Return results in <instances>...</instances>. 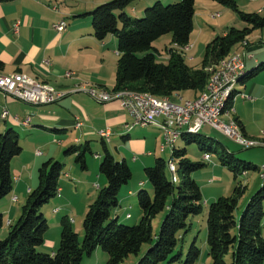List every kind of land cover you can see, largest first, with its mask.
Segmentation results:
<instances>
[{
  "label": "trees",
  "instance_id": "1",
  "mask_svg": "<svg viewBox=\"0 0 264 264\" xmlns=\"http://www.w3.org/2000/svg\"><path fill=\"white\" fill-rule=\"evenodd\" d=\"M8 1L0 0V3ZM136 1L110 0L88 13L93 36L98 41L105 40L109 35L117 41L115 87L110 92L113 94L147 93L172 101V98L175 100L183 92L191 91L198 94L196 99L205 92L209 79L220 65L233 54V48L236 45L244 46L252 32L264 28V17L240 12L234 0H212L230 7L247 27L241 30L229 28L225 34L213 38L205 47L200 68L193 69L185 63L183 49L189 45L193 32L194 5L197 0H179L169 5L156 1L145 8L144 17L140 19L126 12ZM164 35H170L173 45L168 49L166 64L157 61V51L153 47V42ZM262 71L264 60L244 73L239 81L245 83ZM233 97L227 102V111L232 109ZM185 136L188 137L185 139ZM180 137L195 142L200 150H212L198 134L184 132ZM101 144L99 174L105 177L106 185L98 190L84 215L82 242H79L68 219L62 217L58 248L52 254L38 251L48 229L41 208L56 196L58 179L64 168L61 161L48 159L39 166L37 186L29 191L17 221L9 226L7 235L0 240V264H81L85 255L97 249L107 253L108 261L105 264H121L129 256L138 255L145 244L150 246L137 264H160L168 259L182 235L191 229L187 222L189 217L203 211L200 187L192 174L204 165L191 162L186 157L185 149H176L174 146L168 161L155 159L152 167L143 169L151 185L152 195L144 189L137 192L139 222L134 226H126L118 221L116 213L114 217L111 213L119 206L118 195L131 179V170L124 161H117L113 157L104 142ZM88 151L87 145L84 148L71 146L63 154L74 155V162L85 170V155ZM21 152L19 136L14 129L7 128L0 133V201L13 190L11 161ZM223 152L220 163L234 177L245 170H258L251 163L236 160L234 154L226 149ZM169 162L173 165V172L168 166ZM244 190V187L237 186L231 196L219 197L207 208L206 244L211 264H264V238L261 233L264 185L250 197L237 220L235 211ZM165 211L159 232L153 237L152 222ZM2 227L3 215L0 213V231ZM229 253L231 262L227 263L225 258ZM180 255L178 253L169 261L177 260ZM199 255L200 251L193 241L184 264H196Z\"/></svg>",
  "mask_w": 264,
  "mask_h": 264
},
{
  "label": "crops",
  "instance_id": "2",
  "mask_svg": "<svg viewBox=\"0 0 264 264\" xmlns=\"http://www.w3.org/2000/svg\"><path fill=\"white\" fill-rule=\"evenodd\" d=\"M75 1L76 3L70 0L73 5L64 8V10H60L59 6L57 7L58 0H10L0 3V76L7 78L14 74H23L40 84L46 85L64 94V96L55 103L35 106L5 96L0 91V121L2 122L0 129L3 130V132L7 128L14 129L18 133L19 143L21 139L19 130L24 133L25 140L30 138L44 139V142L36 145L42 146L45 153L41 154L40 151H36V156H39V159L34 158L31 162L26 161V163L22 161L23 163L19 172L21 175L20 178L13 177L11 172L15 183L12 192L15 190V194L22 195L23 193L27 197L31 188L28 186L26 188L28 183L24 181L25 178L28 176L29 180L32 179L36 169L38 170L39 166L46 160L53 159L61 161L65 168L66 163L67 165L69 164L67 160L72 157L74 158V155L65 156L63 152L71 146L81 147V138L86 139V143H88L90 139L95 137L93 134L94 132L109 129L111 133L109 139H101L99 137L100 142L106 144V141L109 143L113 137L116 138L120 136L121 141L114 142L118 145H122L123 143L126 144L125 141L130 139V135L138 128H133L129 132L124 130V125L130 123L132 119L127 111L120 106L118 100L98 103L86 93V91L88 93L90 91L113 92L118 59L117 41L112 35L107 36L103 41H98L93 36L91 18L88 15L97 5L105 3L108 0H88L82 2V4H79L77 0ZM154 1H160L161 3L169 1V3H175L179 0H139V2L137 1L130 5L126 9V12L131 17H138L143 13L145 8ZM234 1L239 3L240 0ZM258 1L264 2V0ZM70 2L69 4H71ZM204 4L210 3L204 0H197L195 2L194 19L196 16V8ZM262 13H264V10L258 8L257 14L261 15ZM61 20H64L67 26L63 32L57 33L53 30L52 25ZM15 25H17L16 31L14 30ZM253 33L254 32L246 38L245 45H239L240 49L236 50L237 52L245 53L244 73H247L259 62L264 60V35L262 36V33H260L257 37L252 39L251 35ZM258 36L262 37L258 38ZM258 39L260 42L251 44L252 40ZM185 56L186 54L184 57ZM239 56H241L240 53H233L227 60L237 59ZM248 83L249 86L245 85L243 92L234 89L232 105L237 95L242 96L243 99H246V95V103L255 104L261 99L264 100V71L259 72ZM238 84L244 85L246 82L242 83L240 80L236 85ZM257 87H259L260 95L255 96L254 91ZM112 95L117 94L112 93ZM197 96V93H193L194 99ZM179 99L184 98L181 95ZM3 111H7V116L4 118L1 116ZM27 118L29 119L27 125H22L21 123ZM76 118H78L82 124L79 128L75 127ZM227 118H231L234 121L236 120L238 122L237 124L240 126L241 135L248 140L254 141L248 136L247 129L235 112L233 117L230 112ZM155 123L157 125L162 124V119L157 118ZM157 125H151L153 127L154 136L159 135L158 131L162 130ZM144 128L140 127V129ZM73 130L76 131L77 136L73 137ZM164 139H167L165 132ZM175 140H173L172 143H176ZM121 142L123 143L121 144ZM161 147V153H165L169 147L168 159L163 158L168 161L171 157L172 145L166 142V145ZM110 153L117 161H124L131 167L125 156H120L119 154L115 155L111 151ZM101 155L98 156L97 161L99 158L101 160ZM152 157V152H147L145 154L133 155L131 160L133 163L139 164L138 169L141 171L142 167H151L148 165H151ZM137 158L140 161H138ZM157 158L162 157H155L154 162ZM15 160L17 159L11 161V166ZM39 161L42 162L38 166ZM75 165L79 168L76 163ZM134 166L136 167L137 165ZM69 167L72 174L67 175L65 173L64 178L70 179L71 177H75L74 179H76L80 185L96 189L97 192L100 188L104 187L105 181H101L99 171L98 173L95 172L91 178H87L80 174L77 169H74L72 165H69ZM87 168L88 165L86 162L85 171ZM90 180H93V184H90ZM95 180L100 184L95 183ZM66 186H70V184L65 181L62 182V187L58 185L59 192L57 195L59 197H61ZM136 187H143L148 191V184L146 181L133 185L127 184L126 187H122L119 192V206L124 204L125 199L137 194L138 190ZM215 197L216 196H210L207 199L211 201L215 199ZM13 198H16V201H18L16 195H12L7 200L3 199L0 201V213H2L3 218L4 216L9 217L7 221L8 229L10 225L15 224L20 215V208L14 209L13 206H9L10 203L16 202L12 200ZM85 209L87 212L88 207H85ZM59 211H61L59 208L54 210L57 214ZM127 215L130 216L129 213H126L124 218L129 220L131 216L129 217ZM117 216L118 218L120 217L119 212ZM138 218H140V213ZM56 245L57 241L53 239L50 246L51 252H48V254L55 252Z\"/></svg>",
  "mask_w": 264,
  "mask_h": 264
},
{
  "label": "rangeland",
  "instance_id": "3",
  "mask_svg": "<svg viewBox=\"0 0 264 264\" xmlns=\"http://www.w3.org/2000/svg\"><path fill=\"white\" fill-rule=\"evenodd\" d=\"M79 4H82L84 1L88 0H77ZM94 1V0H90ZM110 1V0H108ZM106 1V2H108ZM144 1V0H143ZM147 1V0H145ZM203 1V0H201ZM207 1L210 4H204L203 6L196 8V16L194 19V29L192 32V36L189 41L188 51L184 52L185 63L188 67L193 69H199L206 45L216 36H220L224 34L229 28H235L238 30H241L245 27H247V24L240 20L238 15L235 11H233L230 7L219 5L211 0H204ZM70 0H58L57 7L59 6L60 10H64V8H67L68 6H72L73 3L69 4ZM73 2L76 3L75 0ZM137 2V1H136ZM139 2V0H138ZM236 2V1H235ZM135 3V2H134ZM155 3H151L152 6ZM176 3V2H175ZM103 4V3H100ZM174 3L165 2L163 5H169ZM75 5V4H74ZM98 6V5H97ZM237 9L240 12L243 13H254L257 14L258 8L264 10V2H259L258 0H240L239 3L236 2ZM260 16L264 17V13H262ZM144 17V11L140 16H133V18L140 19ZM262 33V36L264 35V28L262 30H256L251 35L252 39L257 37ZM262 36H258V38H261ZM250 38V37H249ZM260 42L258 40H252L251 44ZM264 43V42H263ZM153 47L156 49V59L160 63L166 64L168 62V49H171L173 47L171 41H170V35H164L153 42ZM240 46L236 45L233 48L232 53H240L243 55L244 52H237L236 50H239ZM235 51V52H234ZM233 55V54H232ZM231 56V55H230ZM229 56V57H230ZM252 79L247 80L246 84H238L235 86V90H238L240 92L244 91V86H249V83ZM90 89V88H89ZM88 90V89H87ZM255 96L260 95L259 87L255 89ZM182 97L184 99H180L183 102L193 100V93L191 91L183 92ZM246 99L240 95H237L235 97L233 102V111L236 113V115L240 118L242 121L244 127L247 129L248 136L254 140L251 141L250 139L245 140L257 143L258 145L251 148H245L239 144H236L234 141L230 140L226 136L222 135L218 131L210 128L209 126H204L198 133L200 139H205L206 146H210L212 150H200L198 144L195 142H189L188 140H184V138L180 137V133H184V131H177L179 133L177 138H174L173 140L176 141V143H171L169 145L174 146L176 149H185L186 150V157L193 163H202L204 166L196 170L192 174V178L195 180L197 185L200 187L201 195H202V207L203 211L201 214L197 216H191L187 220V222L191 225V229L182 235V239L179 240L177 243L176 248L174 251L169 255L168 259L163 261L160 264H184L186 261V256L188 253V250L192 244L193 241H195V245L198 247L200 251L199 259L196 262V264H211V259L208 256V247L206 244V214H207V208L210 203H212L214 200H216L219 197H228L233 194V190L235 187H244L245 190L242 193L241 197L238 201V206L235 211V216L238 220L240 217L242 211L244 210L247 202L249 201L250 197L256 193L263 185H264V178H261V171L260 169L264 166V100H259L257 103H246L247 96L245 95ZM180 97H177L176 99H179ZM193 98V99H191ZM172 101L175 103L176 100L172 98ZM119 102V101H118ZM120 104V102H119ZM232 113V117L233 114ZM220 119L223 122L228 123L227 116H220ZM0 125H2V122L0 121ZM153 127L148 126L144 129H140L138 127L135 129V131L130 135L131 138L126 140V144L121 142L122 145H118L114 141H121L120 136H117L116 138H112L111 142L108 143L106 141V146L108 149L114 153L115 155L125 156L126 159L129 162V165H131V179L127 184L133 185L137 184L142 181H146L148 184V192L152 195V188L150 183L147 182L143 169L141 168V171L138 169V165L136 163H133L131 160V157L133 155L137 154H145L147 152H152L153 157L151 165H154V158L161 156L162 158L168 159V153L170 151L169 147L167 148L165 153L160 152L161 146L166 145V140L164 139V132L162 130L158 131L159 135L154 136L153 135ZM3 130L0 129V133H2ZM20 134V145L22 147V152L19 156L15 157V162H13L11 166V172L13 177L20 178V168L22 166V161L24 163L31 162L32 159L38 158L39 156H36V151H40L41 154L45 153V150L42 146H37L36 144L44 142V139L40 138H33V139H26L24 137V133L19 130ZM95 137L93 139H90L88 143H86V139L81 138V147L84 148L86 145L89 147V151L86 153L85 158L88 165L87 170H81L79 169L74 162V158H70L67 160L69 163L65 165L64 170H62L60 177L58 179V185L62 187V182L65 181L70 184V186H66L64 189V192L61 194V197H59L57 194L56 196L49 201L48 204L44 205L41 208L42 213L44 214L47 223H48V229L46 231V235L44 237V243L42 246L38 248L39 252L47 253L51 252V242L54 240L57 241V245L55 247V250L59 246L60 241V220L62 217H66L68 221L70 222L71 228L74 233L77 234L79 242H82L83 239V227H82V221L84 218V215L86 214V209L96 198L97 191L96 189H92L89 187H84L83 185H80L78 181L74 178H64V174L67 175L72 174V171L70 170L69 165H72L74 169H77V171L82 174L83 176L87 178H91L93 174L98 173L99 171V164H100V158L98 159V156L102 154V144L99 140V134L97 132L93 133ZM92 134V135H93ZM72 135L77 136V133L75 130L72 131ZM91 137V135H90ZM180 137V138H179ZM188 136H185V139ZM72 143V142H71ZM120 144V143H119ZM77 145V144H76ZM227 149L229 153L234 154V158L239 161H244L246 163H251L252 165L258 167V170H245L244 173H240L237 175V177H234V174L227 169L226 167L222 166L220 163V157L224 155L223 150ZM204 155L209 156V160L205 161L203 159ZM138 159V158H137ZM138 161H140L138 159ZM42 161L38 162V166L41 164ZM237 163V162H235ZM31 164V163H30ZM134 165H137L136 167ZM171 165V162L168 163V166ZM37 166V167H38ZM101 181H105L106 185V179L103 175H100ZM29 177L25 178V182L28 183L26 185L31 190L36 188L37 186V169L34 172L33 178L28 179ZM95 179V177H94ZM97 184H100L97 180L94 181ZM210 182V183H209ZM90 184H93V180H90ZM103 184V183H102ZM126 184V185H127ZM103 185V186H105ZM126 185L123 186L126 187ZM15 186V183H14ZM137 188V187H136ZM144 189L143 187L137 188V190ZM145 190V189H144ZM15 191V190H14ZM10 193L7 197L4 198V200H7L12 195H16L18 198V201L14 203H10L9 206H13L14 209H19L24 204L26 200V196L22 193L21 194H15V192ZM137 191V192H138ZM210 196H216L215 199H212L211 201H208L207 198ZM125 201V202H124ZM123 202L124 204L118 206L116 209H114L111 213V215L114 217L115 213L120 214L119 222L126 225V226H134L138 224L139 222V213L140 209L137 202V196L134 194V196L128 197ZM263 205V211H264V199L262 202ZM59 208L61 211L57 214L54 212L55 209ZM125 210V211H124ZM126 213H129L131 218L129 220H126L124 218V215ZM57 214V215H55ZM166 214V211L159 214L152 222V228H153V237L158 234L160 224ZM67 215V216H65ZM7 216H4L3 218V227L0 231V240L4 239L7 235V229H8V221ZM129 218V217H128ZM262 236L264 238V219H263V226L261 229ZM149 244H145L141 247L140 252L138 255H131L127 259H125L121 264H137V262L142 258V256L145 254V252L149 248ZM180 253V257L177 258L175 261H169L171 257L177 255ZM227 263L231 262V255L229 253L228 256L225 258ZM108 261V255L101 249H97L96 251L92 252L90 255H85L81 261V264H105Z\"/></svg>",
  "mask_w": 264,
  "mask_h": 264
},
{
  "label": "built area",
  "instance_id": "4",
  "mask_svg": "<svg viewBox=\"0 0 264 264\" xmlns=\"http://www.w3.org/2000/svg\"><path fill=\"white\" fill-rule=\"evenodd\" d=\"M66 22L61 20L52 25L55 32L61 33L66 29ZM17 25H15L16 31ZM245 66V53L239 56L231 66L220 75L219 81L212 87V91L206 100L202 102H182L176 99L173 105H161L157 101H145L142 99L120 100L114 97L98 98L86 91V93L98 103H107L112 100H118L120 106L127 111L131 117V122L124 125V130H132L136 127H148L157 125L155 120L162 119V124L157 125L166 135L167 144L173 142V133L184 130H201L204 126L218 131L237 144V141L231 136L227 123H218L217 103L219 97L225 88L230 85L234 74L238 73ZM71 74V73H67ZM0 91L17 101L25 104L41 106L55 103L61 99L64 94L56 91H43L40 86H36L30 82L23 74L20 77L9 76L8 79H0ZM233 113V109L231 111ZM1 116L6 117L7 111H3ZM75 127L82 126L78 118L75 119ZM29 119L23 121L22 125H27ZM97 133L110 137L109 129L100 130ZM205 161L209 160V156L204 155ZM261 178H264V166L261 168ZM59 191L57 190V193ZM16 201V198L12 199ZM129 216V215H127Z\"/></svg>",
  "mask_w": 264,
  "mask_h": 264
},
{
  "label": "bare ground",
  "instance_id": "5",
  "mask_svg": "<svg viewBox=\"0 0 264 264\" xmlns=\"http://www.w3.org/2000/svg\"><path fill=\"white\" fill-rule=\"evenodd\" d=\"M188 47L185 48V50H187ZM236 59H230V60H225L219 67V69L211 76V78L209 79V82L206 86L205 92L200 95L198 98L193 99V100H189V101H193V102H202L203 100H206V98L209 96V94L212 91V87L215 85V83H217L219 81L220 75H222V73L228 69L231 64L235 61ZM245 72V68L243 66V68L238 71V73L234 74V76L232 77V81L230 83V85H228L225 90L222 92L221 96L219 97V102L217 103V118H218V123H226L223 122L220 119V116L224 115V116H228L230 114V111L226 110V105L228 100L234 96V88L237 84V82L239 81V79L243 76ZM21 74H14L12 75L13 77H20ZM25 78H27L28 80H30V82L36 86H40L41 89H43V91H53L52 88L40 84L37 81H35L34 79L24 75ZM4 78L2 76H0V79H8ZM90 94L98 97V98H105V97H114V98H118L120 100H127L128 99H142L145 101H157L159 103H161V105H173L175 103H173L169 98H156L154 96H151L150 94L147 93H133V92H127V93H120L117 95H112V93L110 92H105V91H90ZM186 101V102H189ZM2 118H4V116H2ZM228 129L230 131L231 136L237 141V144L245 147V148H251V147H255L258 144L254 143V142H250L244 139V137L241 135L240 132V128L239 125L237 124L236 121H234L233 119L229 118L228 119V123H227ZM128 132L131 130H127ZM185 132L187 134H192V135H196L200 132V130H185ZM181 134V133H180ZM174 137L177 138L179 133L175 132L173 133ZM99 137L101 139H109L106 135L100 134L99 133ZM171 171L173 172L174 168L173 165H169ZM174 175V174H173Z\"/></svg>",
  "mask_w": 264,
  "mask_h": 264
}]
</instances>
